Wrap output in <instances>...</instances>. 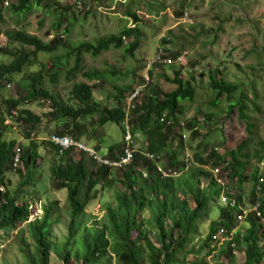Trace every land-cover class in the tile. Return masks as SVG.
<instances>
[{
	"label": "trees",
	"instance_id": "obj_1",
	"mask_svg": "<svg viewBox=\"0 0 264 264\" xmlns=\"http://www.w3.org/2000/svg\"><path fill=\"white\" fill-rule=\"evenodd\" d=\"M6 1L8 0H0V37L3 34L1 24L8 15ZM184 6L185 4L182 5ZM54 7L58 9L53 3H48V0H17V5L10 6L9 10L11 16H16L17 20L20 18L24 20L36 9L51 10ZM67 14L69 12L57 15L59 19L54 21L56 33H61L63 36L68 35L71 28L70 24L66 29L61 28L60 19L64 20ZM126 16L133 18L135 24H139L140 19L136 13L128 11ZM66 21L71 23L73 17H67ZM18 23L21 24V21ZM61 35L54 36L49 43H46L26 31L7 32L6 47L0 48V52L11 58V62L0 64V93L4 90V83L12 82L15 76L22 74L26 69L40 65L41 53L53 55L64 49V55L60 57L57 54V58L51 61L49 69L45 70L52 84L56 83L63 72L65 73L66 81L72 83L70 99L75 101V105L68 104L46 89L43 86L44 70L33 72L29 76L25 75L24 85L19 84L20 97L5 100V104L10 109V118L14 117L24 126L31 127L26 137L27 141L21 147L17 141L7 140L0 134V231L7 233L8 230L28 226L35 248L31 251L28 240L22 241L25 264H51L53 253L65 263L73 261L77 264H101L104 259L110 257V254L120 264H145L146 261L149 264H187L188 255L195 253L194 248L188 249V246L193 244L198 235H203L200 229L211 219L214 211L218 212V219L209 223L208 234L205 241L199 245L198 252L210 250L216 235L224 229L231 238L225 251L227 256H232L236 246L245 244L244 264H264V224L261 219L257 218L254 212H250L240 226L242 197H235L238 201L235 208L219 203L222 195L234 198L229 194L230 189L241 190L243 185L250 181L253 183V191L249 200L251 205L262 203L261 212L264 217V183L263 193L259 195L257 191L260 179L264 178V168L259 166L264 162V141L257 140L258 124L255 117L250 114L261 111L257 103L258 94L255 92L253 101L241 94L236 104L229 105V114L234 109H238L239 118L246 125L248 134L238 147L228 151L226 155H219L215 149H212L207 156H203L201 149L204 147V142H201L194 157L201 168L222 166L227 163L228 184L231 187L229 185L221 187L212 173L199 169L178 177L187 168L186 163L180 159L182 145L185 142L182 138L183 130L187 129L191 132L192 140L202 136L199 129L200 121L190 120L186 122L185 127H182L177 119L183 114L182 103L194 101L196 87L184 81L179 70L175 71V77L169 80L176 86L170 92H165L160 86L148 82L140 96L135 98V102H138L137 107L129 117L123 104L137 90L133 79L132 86H115L109 93L107 98L113 99L115 106L102 108L94 99V91L98 85L91 82H100L108 79V74L113 76L116 73L86 70L84 56L98 57L111 48L124 49L134 56L143 36L141 29L125 25L117 35H111L97 42L83 43L76 48L67 47ZM129 38H133V42L127 45L126 40ZM179 56L181 55L176 54L174 58L177 59ZM72 58L75 59L73 66L67 68L68 61ZM78 77L81 81L76 80ZM211 87L215 94L211 103L213 107H216L223 98L231 102L236 94H240V86L227 83L221 77L220 71L212 75ZM32 101L50 109L46 115L51 121L57 123L64 121V125L56 135L70 134L79 141H91L104 131L107 124L122 126L124 122H128L134 138L139 133L146 135V150L158 156L163 155V162L159 161V163L164 168L168 165V168H173L179 175L164 177L158 170V163L146 158L143 153L145 150L136 153L134 164L124 170H114L103 165H95L90 170L83 153L72 149L60 154L59 149L50 140V143L47 141L40 143L31 136L42 122L41 117L25 108L26 104ZM14 111L16 115L13 114ZM0 120L2 123L3 119ZM255 145L256 148L253 149ZM43 146H47V150L53 152L50 169L52 184L58 190L67 191L70 207L68 239L60 246L50 241L51 229L54 225L52 222L54 205L45 209L41 219L30 222L33 206L23 198L25 188L35 185L36 180L33 179L39 177L36 175V167L43 158L40 151ZM122 147L123 142L110 145L107 155L115 157L122 152ZM17 148L21 149L22 169H17L15 172H19L22 181L11 192L7 187L10 184L7 176L13 169V157ZM164 161L168 164H164ZM253 161L258 165H254ZM115 171L120 175H116ZM31 172L33 174L28 178ZM144 174L147 176L145 177ZM84 184L86 185L85 201L81 202L79 196ZM98 188L114 191L115 205L109 206L105 215L107 222L105 221L102 227H96L98 223H94L95 228H87L84 224L87 207L92 194ZM19 203L21 204L18 205ZM145 214H148L147 217ZM151 225L158 231L159 244L151 239L148 231ZM83 230L84 236L79 239ZM233 231L236 232L234 238L231 236ZM3 237L4 235L0 236V241ZM191 264L207 263L204 260H194Z\"/></svg>",
	"mask_w": 264,
	"mask_h": 264
},
{
	"label": "rangeland",
	"instance_id": "obj_2",
	"mask_svg": "<svg viewBox=\"0 0 264 264\" xmlns=\"http://www.w3.org/2000/svg\"><path fill=\"white\" fill-rule=\"evenodd\" d=\"M48 3H53L58 9L55 7L51 10L36 9L24 20L21 18L17 20L16 16L10 15L9 10L10 6L17 5V0L6 1L8 15L1 24L3 34L0 37V48L6 47V33L15 31H26L29 35L39 37L49 43L54 36L61 35V33H56L54 28V21L59 19L57 15L68 12L67 17H73V21L67 22V17L60 20H62V29H66L68 24L71 25L69 34L61 35L62 41L70 48L117 35L125 25L138 27L143 36L134 56L128 54L124 49L117 48H111L98 57L84 56L86 70H99L111 74L114 71L116 73L113 76L108 74V79H103L100 82H91V84L97 83L98 85L94 91L95 101L102 108L115 106V101L107 98L109 93L115 86H132L133 79H135V89L140 91L139 94H141L140 87L146 83V79H149V83L160 86L165 92H170L176 86L169 80L175 77V71H181L183 80L194 85L197 90L194 101L182 103L183 114L177 119L181 125L182 123L186 125V122L190 120L200 121L199 129L202 136H199L197 140H192L191 132L187 129L183 130L182 133L187 135V139L182 145L180 159L186 163L187 168L178 177L186 175L191 170L199 169L209 171L217 181L221 179L223 186L225 183L229 185L226 177H216L214 167L201 168L194 157L201 142H204V147L201 149L203 156H207L212 149H215L219 155H226L228 151L238 147L248 137L246 125L240 120L238 109H234L231 114L228 113L229 105L236 104L241 94L248 96L251 101L255 100V92L258 94L257 103L261 107V111L257 114L250 112L251 110L249 112L255 117L256 124H258L257 140L264 141V0H48ZM183 4H185L184 7H182ZM77 5L87 7L92 5V7L89 10H83ZM128 11L138 15L139 24H135L133 18H127ZM18 21H21V24ZM132 42L133 38L126 40L127 45ZM160 49L172 56L183 55L184 60H179V56L172 66L148 68L149 61ZM64 53V49H61L57 53L58 55L41 53L39 56L40 65L26 69L22 74L15 76L12 82L7 81L3 85L4 90L0 93V119H3L0 123V134L4 135L7 140L17 141L19 147L26 143V137L30 133L31 127L24 126L14 117L10 118V109L5 104V100L20 97L19 84L24 85L23 77L25 75L29 76L33 72L44 70L43 86L66 103L75 105V101L71 100L69 96L72 83L66 81L65 73L63 72L53 84L46 73L51 61L57 56H63ZM74 61V58L69 59L67 68L73 66ZM9 62H11V58L0 52V64ZM54 71L56 70L54 69ZM218 71L227 83L240 86V94H236L231 102L223 98L216 107H213L211 103L215 94L211 87V77ZM76 80L81 81L80 77ZM137 103L135 100L131 101L130 98L124 101L123 106L129 117L136 109ZM25 108L42 119L31 135L40 143L49 142L50 138L56 135L64 125V121L60 123L51 121L46 115L50 109L36 101L29 102ZM124 128V124L122 126L112 123L106 125L103 139L107 148L102 150L104 154L107 155L110 145L123 142ZM135 143L137 149L147 152L146 135L137 134ZM46 147L43 146L40 150L43 158L40 159L36 167V175L39 176L37 179H33L36 180V184L30 185L28 189L25 188L26 192L23 193V198L33 206L30 222L41 219L45 209L54 205L52 221L54 225L51 229L50 241L56 246H60L68 239L70 207L67 191L58 190L52 184L50 169L53 152L47 150ZM255 148L256 145L253 146V149ZM87 160L92 162V166H95L93 160L88 158ZM164 164L168 163L164 161ZM253 164L258 165L255 161ZM259 166L264 167V162ZM18 169L21 170L22 166L20 165ZM32 174L33 172L29 173L28 178ZM115 174L118 175L119 172L115 171ZM7 177L10 181L7 187L12 192L21 184L22 179L19 172H15L13 169ZM3 189L5 190V188ZM252 191L253 183L248 181L241 190L230 189L229 194L234 197H242V206L248 210L252 207L249 200ZM85 192L86 185L84 184L80 190L79 199L81 202L85 201ZM261 194L259 193V195ZM114 195V191L108 188L105 190L98 188L92 194L86 211L87 218L84 220L87 228H95L94 223H98L96 227H102L105 221L107 222L105 215L109 206L115 205ZM147 215L145 214V217ZM57 219L58 221H56ZM217 219L218 212L214 211L211 219L200 229L203 235H198L193 244L188 246V249L193 247L195 253L188 255L187 264H191L194 260H204L207 264H244L246 259L245 244L236 246L231 257L227 256L225 252L228 245L225 239L218 244L213 243L212 248L208 251L205 249L202 253L198 252L199 245L205 241L208 234L209 223ZM240 225H242L241 222ZM148 231L151 234V239L159 244L158 231L153 225ZM1 235L4 237L0 241V264H25L22 241L28 240L31 251H34L35 248L28 226L24 225L18 229L8 230L7 233L0 231ZM82 236H84V230L79 239H82ZM118 263L111 254L101 262V264ZM51 264L77 263L73 261L65 263L56 253H53ZM145 264H149V262L146 261Z\"/></svg>",
	"mask_w": 264,
	"mask_h": 264
},
{
	"label": "built area",
	"instance_id": "obj_3",
	"mask_svg": "<svg viewBox=\"0 0 264 264\" xmlns=\"http://www.w3.org/2000/svg\"><path fill=\"white\" fill-rule=\"evenodd\" d=\"M80 9L86 10L90 9L92 5L89 7L85 5H77ZM179 58V57H178ZM177 58V59H178ZM179 60H184L183 55L180 56ZM176 62V59L174 56L170 55L168 52H166L163 49H160V51L155 55V57L149 61L148 68H151L153 66H172ZM149 82V79H146V83L140 87V90L143 91L147 83ZM140 91H137L130 97V100L133 101L135 100L136 97H138ZM129 100V98H128ZM14 115H16V112H13ZM124 139H123V147H122V152L120 154L116 155L115 157L109 156V155H102L95 147L89 145L88 143H85L83 141H79L74 137L73 135H55L52 137L51 142L59 149L60 154L65 153L68 150H75L76 152L83 153L88 159L93 160L95 162V165H103L106 167H109L114 170H124L128 167H131L134 164L136 153L139 152V150L136 148V143H135V138L133 135V132L131 131L128 122H124ZM182 127H185V124L182 123ZM182 138L185 140L187 139V135L183 133ZM144 155L146 156L147 159L150 161H154L158 163V170L162 173L164 177H171V176H178L179 173L174 170L173 168H164L163 165L161 164L163 162V155L158 156L154 153L151 152H145ZM14 161V168L17 169L19 165L21 164V149L17 148L16 153L14 154L13 157ZM161 161V163H159ZM264 168V167H262ZM174 172V173H173ZM214 173L216 177H220L225 175L224 168L222 167H217L214 170ZM146 177L147 175L144 174ZM220 184L223 185L221 179L218 181ZM264 183V178L260 179V184L257 187V191L259 193L263 192V187L262 184ZM220 203L224 206H230L232 208L237 207L238 203L235 199H231L227 197L226 195H222L220 197ZM262 203L258 202L256 205H254L251 209L248 211L245 210L240 216L239 220L242 223L248 216V213L254 212L256 214L257 218H260L262 223L264 224V217L261 212V206ZM236 232L233 231L231 233V236L234 238L236 235ZM243 238V235H241ZM223 239L226 240V243L228 244L230 241V237L228 236L227 232L222 229L215 237L214 239V244H218L220 241Z\"/></svg>",
	"mask_w": 264,
	"mask_h": 264
},
{
	"label": "crops",
	"instance_id": "obj_4",
	"mask_svg": "<svg viewBox=\"0 0 264 264\" xmlns=\"http://www.w3.org/2000/svg\"><path fill=\"white\" fill-rule=\"evenodd\" d=\"M106 129V127H105ZM105 129L103 132L100 133V135L98 136H95L91 141H88V140H83L85 141V143H88L89 145L93 146V147H96V149L102 154V155H105L102 150L103 149H106L107 147L104 145V139H103V134L105 133ZM51 139V138H50ZM108 150V149H107ZM139 151H141V149L138 148ZM143 151V150H142ZM145 151H143L144 153ZM85 162H86V165L88 164L90 166V170L93 169L94 166H92V162L88 161L87 160V157H85ZM95 165V164H94Z\"/></svg>",
	"mask_w": 264,
	"mask_h": 264
},
{
	"label": "clouds",
	"instance_id": "obj_5",
	"mask_svg": "<svg viewBox=\"0 0 264 264\" xmlns=\"http://www.w3.org/2000/svg\"><path fill=\"white\" fill-rule=\"evenodd\" d=\"M8 5H9V4H8ZM54 136H55V135H54ZM51 139H52V138H51ZM51 139H50V142H51ZM51 143H52V142H51ZM53 145H54V144H53ZM71 150H72V149H71ZM74 151H75V150H74ZM66 152H67V151H66ZM139 152H140V151H139ZM59 153H60V152H59ZM144 153H145V152H144ZM105 155H106V154H105ZM85 157H86V156H85ZM228 162H229V161H228ZM13 164H14V161H13ZM19 166H20V165H19ZM217 167H222V168H224L225 175H223V176L226 177V178L228 179V176H227L228 173H227V171H226V169L228 168V164L226 163V164H224V165H222V166H216V167H214V169L217 168ZM18 168H19V167H18ZM18 168H17V169H18ZM261 168H262V167H261ZM17 169H15L14 166H13V170H14V171H16ZM220 186H221V187H225V186H227V183H225L224 186H223V185H220ZM1 190H2V189H1ZM261 193H263V192H261ZM226 196H227V195H226ZM227 197H228V196H227ZM229 198H230V197H229ZM231 199H235V200L237 201V199H236L235 197H234V198H231ZM237 203H238V201H237ZM256 204H257V203H256ZM256 204H254V205H256ZM254 205H251V206L253 207ZM252 207H251V208H252ZM240 208H241L242 213L246 210V208H244L243 206H240ZM251 208H250V209H251ZM248 210H249V209H248ZM248 210H247V211H248ZM242 213H241V214H242ZM241 214H240V215H241ZM248 214H249V213H248ZM240 215H239V216H240ZM245 220H246V219H245ZM242 224H243V223H242ZM240 226H241V225H240Z\"/></svg>",
	"mask_w": 264,
	"mask_h": 264
}]
</instances>
